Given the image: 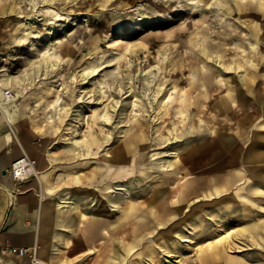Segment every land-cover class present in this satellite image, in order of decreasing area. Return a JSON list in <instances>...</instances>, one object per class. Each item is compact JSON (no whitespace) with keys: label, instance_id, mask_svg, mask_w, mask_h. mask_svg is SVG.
I'll return each mask as SVG.
<instances>
[{"label":"rangeland","instance_id":"obj_1","mask_svg":"<svg viewBox=\"0 0 264 264\" xmlns=\"http://www.w3.org/2000/svg\"><path fill=\"white\" fill-rule=\"evenodd\" d=\"M262 8L252 0H0V78L20 85L10 86L17 97L9 107L41 149L47 198L77 189L81 208L98 210L111 199L114 217L132 194L141 214L163 217L150 216L152 226L140 233H67L55 240L53 262L119 264L116 251L126 247L123 264H171L168 253L192 264L205 255L199 248L217 241L228 255L259 262L264 201L223 195L191 221L167 220L162 210L190 176L183 140L201 144L214 133L207 146L226 145L235 135L242 155L252 147L264 154V110L250 116L264 107V77L252 72L264 53ZM249 169L242 168L247 178Z\"/></svg>","mask_w":264,"mask_h":264},{"label":"crops","instance_id":"obj_2","mask_svg":"<svg viewBox=\"0 0 264 264\" xmlns=\"http://www.w3.org/2000/svg\"><path fill=\"white\" fill-rule=\"evenodd\" d=\"M12 81L13 83L11 84ZM15 82L13 78H11L10 82L5 77L0 78V264H30L29 256L18 255L17 250L20 247L34 248L39 263H42L40 262L42 260L46 264H59V261H62V257L56 256V260L52 261L51 250L56 247L55 240H60L65 237L64 235L72 232L81 233V235L83 233H111L115 230L112 229L113 221L116 222L114 225L119 228V232L128 233L127 218L123 219L122 212H120V219L117 218L118 221L109 219L110 216L113 217L111 199L107 200L105 204L103 203L102 205L104 206L102 208L91 211L87 210V208H81L80 193L77 189H69L67 193L70 194V198L60 195L58 198H47V189H50L49 185L51 184L47 182L46 185H43L41 182L43 178L41 175L43 171L41 149L36 148L37 143L20 130L21 127L17 125L15 111H11L9 107L11 102L2 103V92L5 87L15 86V91H21L18 89L20 85ZM261 83L264 84V80ZM240 84L243 86L242 82ZM198 89L200 90L199 92H202L200 85ZM255 89L258 90L257 88ZM254 93L256 92L254 91ZM259 94L261 92L258 93V97L260 96ZM16 97L17 95L14 94V99ZM199 97L202 98L203 93H200ZM262 100L264 98L260 99V101ZM198 103H194L195 110L201 107ZM182 105L181 103V107ZM216 106L225 110L223 105L216 103ZM236 110L234 109L233 111ZM261 110H264V107H256L250 116L253 115L254 118L258 114L255 117L258 118L261 115ZM7 116L10 120H8ZM233 138V143H238L235 135ZM215 139L216 137L212 133L210 140L208 136L203 139L201 144L191 145V139L183 140L184 144L189 146L181 154L182 162L189 163L188 168H185V170L183 168V173H188L186 171H189L190 176L184 177L185 181L178 183L175 187L178 193L171 197L168 200V204L164 207V215L167 213L170 216L167 220L172 219L175 221L178 218L181 221H186L187 219L191 221L194 213L202 211L206 202L216 200L223 195H225V198L244 199L250 205H259L264 201V158H262L264 154H260V150L254 153L256 149L252 147L245 155H242L240 149L236 148L237 143L235 145L232 143L228 147L221 143L207 146L214 143ZM179 153L181 152L179 151ZM24 154L35 161L34 169L38 172H35L37 174L36 177L31 172L26 180L16 181L11 177L8 170L12 162ZM176 161L173 162V165H169V168H174ZM247 164L252 168L250 178L246 177L245 172L242 173V168ZM227 181H230V183L225 187L224 182ZM105 192L106 190L103 186V193ZM131 201L137 202L135 199ZM133 204L139 205L138 202ZM182 204L184 205L182 206ZM120 210L123 211L124 209ZM69 211H76V217L69 215ZM86 211L90 213V216H86ZM155 215L158 220L163 218L161 217L162 214L157 215L155 212ZM75 221H77V226L73 229ZM258 226L261 227V232H264V225ZM98 228H103V232H97ZM171 231L172 233H178L174 229H171ZM220 242L222 241H217L216 244L211 245L209 248H199L197 252L205 254L206 258L208 256L216 257L219 264H221L219 254L222 252L226 253L223 257V264H252L245 259L240 260L235 256L228 255L224 247L218 246ZM86 243L85 240H82V245ZM35 245L39 246L38 250ZM125 248L124 253L116 251L115 256L118 258L119 264H123L127 260L128 251ZM249 249L255 252L258 248ZM228 257H232L234 260L227 259ZM254 259L259 260L257 264H260V261H264V252H257L254 255ZM214 262L216 261H205L204 264H213Z\"/></svg>","mask_w":264,"mask_h":264},{"label":"bare ground","instance_id":"obj_3","mask_svg":"<svg viewBox=\"0 0 264 264\" xmlns=\"http://www.w3.org/2000/svg\"><path fill=\"white\" fill-rule=\"evenodd\" d=\"M226 5V4H225ZM252 6L253 7H256L257 9L258 8H261V7H264V1H262V0H252ZM249 8V7H248ZM238 10V9H237ZM262 10H264V8H262ZM262 14H264V11H262ZM261 28L262 27H260V29L259 28H257V34H258V39L261 41V48H262V51H264V32H262V30H261ZM258 46V45H257ZM258 51V50H257ZM217 56V55H216ZM258 58H259V60H260V64H261V66L259 67V69H260V71H252V72H257V73H259L258 74V76L259 77H264V53H261L260 52V55L258 56ZM213 59H214V61L216 62L217 60V58L215 59V57H213ZM47 70V69H46ZM93 70V69H92ZM203 76L202 77H207L208 76V74L207 73H205L206 72V70H203ZM262 82V81H261ZM10 87V86H9ZM6 88V87H5ZM128 88L129 89H131L132 90V88H131V85L130 86H128ZM132 92H134V89H133V91ZM258 95V94H257ZM257 99V98H256ZM3 103V102H2ZM249 113V112H248ZM1 116V115H0ZM8 117V116H7ZM11 117V116H10ZM4 120V119H3ZM8 120H10L9 119V117H8ZM10 122V121H9ZM8 122V123H9ZM12 122V121H11ZM14 124V123H13ZM229 138L230 139H228L227 141H226V145H224V146H226V147H228V146H230L232 143H233V141H234V138H233V136H229ZM75 150V149H74ZM224 151H226V150H224ZM254 152V151H253ZM76 153V152H75ZM255 153V152H254ZM25 155V154H24ZM232 155H234V154H232ZM237 156V155H236ZM259 157V156H258ZM247 158H249V156H247ZM13 163V162H12ZM245 166V168H247L249 171H250V169H249V165L247 164V165H244ZM31 172V171H30ZM226 187V186H225ZM108 187H104V189L106 190ZM130 195H132V194H130ZM130 195L129 196H124L122 199H126L125 201H124V203L126 204V207L125 208H122V209H124L123 211H121V210H119L118 211V216H117V218L118 219H120V212H122L123 214H122V217H123V219L124 218H127V225H128V230H129V232L128 233H140V232H142L146 227H150V226H152L151 225V218H150V216H153V220L155 221V219L157 218L156 217V215H155V212H151V213H147V211L145 212V213H140V211L136 208V206L133 204V202L131 201L133 198H130ZM70 198V197H69ZM107 202V201H106ZM71 203V202H70ZM69 203V204H70ZM173 203H176V202H173ZM184 203V202H183ZM77 204V203H76ZM66 205H68V204H66ZM65 205V206H66ZM161 205V204H160ZM184 204H182V206H183ZM114 206H116V205H114ZM68 207H69V205H68ZM59 209V208H58ZM163 210H164V208H163ZM162 210V211H163ZM180 211V210H179ZM164 212V211H163ZM141 214V215H140ZM140 215V216H139ZM115 219V220H117L118 221V219ZM114 223H116L115 221H113V225H112V229H117V226H115L114 225ZM129 224H130V227H129ZM138 230H140V231H138ZM126 232V231H125ZM141 239V238H140ZM36 243V242H35ZM36 246V248H37V250L39 249V246L38 245H35ZM42 247V246H41ZM130 247V246H129ZM18 248V247H17ZM25 247H20L18 250H17V253H18V251L20 250V249H24ZM32 248V247H31ZM33 249V252H34V256H35V258H36V260H38V258H37V256H36V254H35V251H34V248H32ZM168 254H170V256L171 257H175V259L174 260H171V264H183L182 263V259H181V257L180 256H182L181 254H172L171 255V253H168ZM19 255V254H18ZM215 255V254H214ZM47 256V255H46ZM45 260V259H44ZM217 258L216 257H214V256H208L207 258H206V256L205 255H202V257H199V260H198V262L197 263H194V264H204L205 263V261L206 262H209V261H216V262H214L213 264H219L218 262H217ZM227 260V259H226ZM39 261V260H38ZM40 262H42L41 264H46V263H44L42 260L40 261ZM230 262V261H229ZM228 262V263H229ZM227 264V263H226ZM236 264V263H235Z\"/></svg>","mask_w":264,"mask_h":264},{"label":"built area","instance_id":"obj_4","mask_svg":"<svg viewBox=\"0 0 264 264\" xmlns=\"http://www.w3.org/2000/svg\"><path fill=\"white\" fill-rule=\"evenodd\" d=\"M14 101V91L11 87H6L2 92V102L10 103ZM35 161L30 159L27 155H22L19 158L15 159L9 168V173L11 177L16 181H24L29 177L31 172H34ZM31 171V172H30ZM30 249L25 247L18 251L19 255H26ZM30 264H39V261L36 260L34 252H31L29 255Z\"/></svg>","mask_w":264,"mask_h":264}]
</instances>
